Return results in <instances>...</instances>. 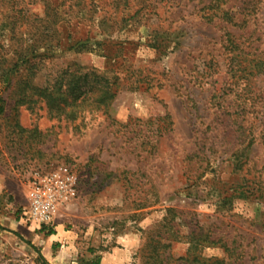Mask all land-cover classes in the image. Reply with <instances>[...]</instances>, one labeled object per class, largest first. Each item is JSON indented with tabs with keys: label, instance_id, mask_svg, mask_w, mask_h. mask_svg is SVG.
Listing matches in <instances>:
<instances>
[{
	"label": "rangeland",
	"instance_id": "obj_1",
	"mask_svg": "<svg viewBox=\"0 0 264 264\" xmlns=\"http://www.w3.org/2000/svg\"><path fill=\"white\" fill-rule=\"evenodd\" d=\"M79 65L117 93L72 119L34 87ZM1 104L0 177L21 198L0 193V264H155L156 248L264 264V0H0ZM60 164L76 196L22 220L32 174Z\"/></svg>",
	"mask_w": 264,
	"mask_h": 264
},
{
	"label": "trees",
	"instance_id": "obj_2",
	"mask_svg": "<svg viewBox=\"0 0 264 264\" xmlns=\"http://www.w3.org/2000/svg\"><path fill=\"white\" fill-rule=\"evenodd\" d=\"M228 13H225V15ZM231 44L234 43L232 38H228ZM54 81V82H53ZM112 77L101 73L90 67L79 65L77 67H66L46 77V84L41 87H34L35 94L46 100L51 110L62 111L65 108L66 116L75 119L78 110L84 108L86 104H92L98 108H106L111 100L115 97L117 89ZM31 89L26 85L22 89V98L20 101L26 102L27 96L31 93L27 90ZM34 94V95H35ZM4 111V105H0V112ZM20 130L25 132V128L20 126ZM32 130V132H35ZM193 241V239H192ZM191 241V242H192ZM213 242V241H212ZM170 243L163 246L169 247ZM192 248V247H191ZM155 264H226L224 260L216 257H199L194 255L192 258L190 252L187 256L173 258L166 250L159 251L155 249ZM44 264H50L43 255H40ZM93 264H98L94 262Z\"/></svg>",
	"mask_w": 264,
	"mask_h": 264
},
{
	"label": "built area",
	"instance_id": "obj_3",
	"mask_svg": "<svg viewBox=\"0 0 264 264\" xmlns=\"http://www.w3.org/2000/svg\"><path fill=\"white\" fill-rule=\"evenodd\" d=\"M78 191V177L66 164L48 170H36L28 191V203L21 219L38 227L51 224L60 206L71 201Z\"/></svg>",
	"mask_w": 264,
	"mask_h": 264
},
{
	"label": "crops",
	"instance_id": "obj_4",
	"mask_svg": "<svg viewBox=\"0 0 264 264\" xmlns=\"http://www.w3.org/2000/svg\"><path fill=\"white\" fill-rule=\"evenodd\" d=\"M5 190H11L10 192L14 194V203H17L18 200H20L21 197L18 190L11 187L10 183L6 179L0 177V193L4 192ZM10 226L16 230H21L22 232L26 230L22 222L17 221L16 219H10Z\"/></svg>",
	"mask_w": 264,
	"mask_h": 264
}]
</instances>
